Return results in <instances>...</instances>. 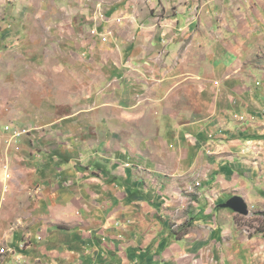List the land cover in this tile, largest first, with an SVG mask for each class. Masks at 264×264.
<instances>
[{"label": "crops", "instance_id": "1", "mask_svg": "<svg viewBox=\"0 0 264 264\" xmlns=\"http://www.w3.org/2000/svg\"><path fill=\"white\" fill-rule=\"evenodd\" d=\"M184 2L180 16L192 10ZM202 23L185 53L184 45L168 44L167 66L154 67L160 82L145 105L153 129L134 132L137 144L102 156L95 171L70 168L61 180L66 172L58 170L51 181L28 186L22 231H5L0 264H252L264 253V242L239 234L236 213L224 206L240 195L264 210V96L240 85L238 70L225 69L223 45L200 38ZM159 45L149 43L151 50ZM180 58L184 66L174 72ZM189 81L197 88H187ZM197 175L203 178L195 186Z\"/></svg>", "mask_w": 264, "mask_h": 264}, {"label": "rangeland", "instance_id": "2", "mask_svg": "<svg viewBox=\"0 0 264 264\" xmlns=\"http://www.w3.org/2000/svg\"><path fill=\"white\" fill-rule=\"evenodd\" d=\"M184 1L0 0V167L6 164L10 173L8 179L0 175L3 253L5 231H22L28 186L51 181L58 170L66 172L61 180L70 168L95 171L102 156L133 146L136 133L153 129L145 105L155 98L149 89L160 82L154 67L160 61L167 66L168 44L184 45L185 53L188 35L201 22L200 38L221 41L225 69L238 70L240 85L264 96V0H190L191 12L180 16ZM208 7L216 13L203 15ZM179 17L192 27L181 28ZM154 41L160 45L151 50ZM182 61L171 65L174 72ZM186 87L197 85L189 81ZM202 178L191 181L197 186ZM247 205V215L234 211L238 232L264 242V210ZM252 264H264V253Z\"/></svg>", "mask_w": 264, "mask_h": 264}, {"label": "water", "instance_id": "3", "mask_svg": "<svg viewBox=\"0 0 264 264\" xmlns=\"http://www.w3.org/2000/svg\"><path fill=\"white\" fill-rule=\"evenodd\" d=\"M224 206L229 207L242 215H247L249 213L248 205L241 196H233L224 204Z\"/></svg>", "mask_w": 264, "mask_h": 264}, {"label": "built area", "instance_id": "4", "mask_svg": "<svg viewBox=\"0 0 264 264\" xmlns=\"http://www.w3.org/2000/svg\"><path fill=\"white\" fill-rule=\"evenodd\" d=\"M92 32L95 33V30H93ZM0 171H2V172H0V175L2 176L3 179H8L10 177V173L8 171V167L6 164L1 165ZM3 252H4V248L0 247V254H2Z\"/></svg>", "mask_w": 264, "mask_h": 264}]
</instances>
